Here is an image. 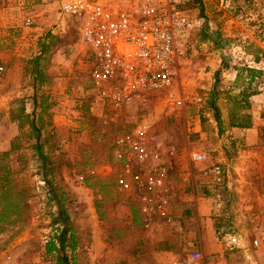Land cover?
I'll return each instance as SVG.
<instances>
[{
	"label": "rangeland",
	"instance_id": "obj_1",
	"mask_svg": "<svg viewBox=\"0 0 264 264\" xmlns=\"http://www.w3.org/2000/svg\"><path fill=\"white\" fill-rule=\"evenodd\" d=\"M173 2L188 16L205 21L204 27L193 33L189 60L181 68L180 84L189 97L185 107L177 109L147 101L141 107L116 111L103 110L92 103L88 48L77 30L70 27L65 33H52L58 19L55 0H0V39L7 41L0 55H13L16 65L13 70L2 66L3 71H0V152L10 150L12 140L20 135L18 126L10 121L11 110L17 109L22 100L27 110L34 109L30 97L36 88L29 61L40 51L45 55L43 66L47 81L39 95L48 97L52 104L51 122L44 130L42 141L54 163L53 182L58 187L57 198L44 180L39 156L30 146L10 155L8 163L14 172V183L29 195V210L23 221L9 226L0 235V264H57L56 255H49L46 245L56 236L61 208L66 211L67 224L76 235L75 264H264V236L253 230L258 220L253 223L244 215L241 221H234L239 226L231 224L229 230L227 222H214V228L209 230L214 238L209 236L207 242L216 239L223 242L221 235L227 232L237 238L239 245L230 248L223 243V252L211 248L200 252L202 259L195 261L190 259L192 251L185 246V233L204 230L207 224L185 219L176 226L174 217L172 223H166L154 216L152 225L147 228L136 190L126 193L117 185L126 157H120L122 154L115 141L141 121L150 126L151 149L169 155L165 158L168 167L172 159L178 169L185 164L196 169L191 161L194 151L213 150L224 142L229 148L236 147L230 145L227 138L222 141L219 127L208 123L210 118L204 116L206 113L214 116L207 100L215 75H208L211 66L206 64V58L208 55L219 57V51L228 59L226 64L230 68L234 66L231 57L237 55L234 49L246 46L245 42L250 43L246 47L248 51H262L264 0ZM208 22L210 36L205 37L203 29ZM39 34L46 45L38 44ZM227 83L221 76L218 104L225 131L238 106L236 89L231 82ZM255 88L252 93L260 94L258 86ZM199 98L202 102H197ZM258 104L262 108H256L255 115L264 144V102ZM240 110L242 115L248 116V108ZM45 119L49 121L48 117ZM206 130L212 136L202 139L201 133ZM25 140L23 138L22 142L26 146ZM93 170L95 175L91 173ZM51 176L49 174L48 179ZM80 176L84 177V182L78 180ZM176 189L183 190V184L179 182ZM224 193L225 189L220 188L222 198ZM245 206L242 207L244 213ZM135 211L139 213L138 223L133 221ZM149 232L153 236H149ZM159 232L171 237L178 235L174 246L178 252H168L164 242H157ZM67 251L71 256L70 249ZM174 252L179 255H173Z\"/></svg>",
	"mask_w": 264,
	"mask_h": 264
},
{
	"label": "built area",
	"instance_id": "obj_2",
	"mask_svg": "<svg viewBox=\"0 0 264 264\" xmlns=\"http://www.w3.org/2000/svg\"><path fill=\"white\" fill-rule=\"evenodd\" d=\"M55 3L58 19L52 33H65L73 27L88 48L92 81L89 95L94 106L122 111L157 101L177 109L185 107L189 97L180 84L181 68L189 60L191 37L204 27V19L188 16L173 0ZM149 136L150 126L141 121L117 137L120 157H126L117 185L126 193L136 190L146 218L157 216L172 223L168 166L162 155L151 149ZM209 159L206 152L191 154V161L196 164ZM212 171L221 183L222 166L217 164ZM91 173L95 175L96 171ZM78 180L84 182V177ZM221 237L230 248L239 245L234 236ZM189 257L200 261L202 254L194 251Z\"/></svg>",
	"mask_w": 264,
	"mask_h": 264
},
{
	"label": "crops",
	"instance_id": "obj_3",
	"mask_svg": "<svg viewBox=\"0 0 264 264\" xmlns=\"http://www.w3.org/2000/svg\"><path fill=\"white\" fill-rule=\"evenodd\" d=\"M209 25L210 23L208 22L203 29L205 37L207 35L210 36V32H208ZM40 36L39 34L38 44L46 45L47 42ZM1 40L3 39H0V50L4 48L2 45L5 42L7 43V41ZM245 44L246 46L234 49L233 52L237 55H234V58L231 57V64L234 66L230 68L226 64L228 59L224 58L219 51H217L218 55H220L219 57L208 55L206 58V64L211 66L208 75L213 76L217 71L222 70L221 76L224 77V81L226 83L231 82L232 87L236 89V102L238 105L241 101L245 104L243 92H252L256 90L255 87L257 86L261 91L260 94L249 97L248 116L242 115V110H237L239 106L234 109L232 123H241L243 126L231 127L230 123L228 130L225 131L226 128H224L223 133H221L222 141H226L225 138H227L230 145L236 146L234 147L235 149L233 147V149L229 148L226 142L213 150L201 148L199 151L209 153L210 159L204 163H195L196 169L188 168L186 164L178 169L176 167L177 163L174 165L173 160L170 159L168 186L170 188L172 212L176 226L185 221V219H197L207 224L204 230L199 229L195 232L185 233V246L192 252L198 250L197 252L204 253V251L211 248L212 251L223 252L224 245L222 244L225 243L223 240V242L217 239L215 242H207L209 236L214 238V234L209 232V230L214 228V222L216 221H222L223 224L227 222L226 226L229 230L231 229V224L239 226L234 221L239 222L244 215H247L246 218L253 223L258 220L253 230L254 232L259 231V234L264 236V144H262L260 135V124L255 115L256 108H262L261 104L258 103L264 102V44L260 45L262 51H257L256 53L247 50L248 48L246 47L249 46V42H245ZM38 55H42V52L39 51L35 56ZM0 59V68H3L2 66L8 67L9 70L16 68L13 55H0ZM222 66L226 68L222 69ZM248 69H255L260 74L258 73L255 78H252L248 73ZM213 81L215 84L216 77ZM27 111L30 112V109ZM204 116L205 118H210L208 123L217 126L214 116L211 117L207 113ZM201 136L202 139H209L212 134L206 130L201 133ZM156 151L162 155V160L166 163L165 158L166 156L168 158L169 155L163 154L159 150ZM217 164L223 168L221 183L217 182V178L212 171L213 166ZM258 174H261L259 178H254ZM179 182L183 184V190L176 189V185ZM220 188L225 189V197L223 198L219 194ZM244 205H246L245 208L247 209L245 213L242 209ZM141 215L146 223L149 221L147 228H150L152 225L151 219L153 218H146L143 212ZM148 234L153 236L150 232ZM225 234L229 235L227 232ZM157 235V242H164L166 251L178 252L179 249L177 247L174 248L178 238L177 234L171 237L168 233L159 232ZM175 252L173 255H179Z\"/></svg>",
	"mask_w": 264,
	"mask_h": 264
},
{
	"label": "trees",
	"instance_id": "obj_4",
	"mask_svg": "<svg viewBox=\"0 0 264 264\" xmlns=\"http://www.w3.org/2000/svg\"><path fill=\"white\" fill-rule=\"evenodd\" d=\"M45 51V47H43ZM43 53L37 57L32 58L29 62L32 65V76L34 77V86L36 88L33 97H30L31 104L34 106L33 111H27V104L25 101L19 102V107L17 109H12L10 112V121L18 126L20 135L15 137L11 143V149L8 151L0 152V235L3 234L7 228L11 225H15L23 221L25 214L29 210V203L26 190L19 188L14 183L13 175L14 172L11 170L8 159L10 155L16 151L25 149L30 146L32 150L39 156L42 167L44 170V180L48 185L51 186V192L58 198L57 188L54 186L53 178L55 177L54 163L51 161L50 156L45 151V144L42 141L44 130L46 129L48 123H50L51 112L50 109L52 104L50 103L48 97L39 95V90L43 88V85L47 81V75L45 73V67L43 66ZM226 68L222 66V69ZM222 70L217 71L215 74L216 82L213 86L210 97L207 100L209 108L214 112V118L219 127L220 134L224 131V122L221 116L220 107L218 104L220 93L218 87L220 84ZM248 73L252 78L256 77V74L260 72L255 69H248ZM91 88V87H90ZM255 92H243V97H245V104L239 102V107L249 108V97L257 95ZM244 102V101H243ZM48 117L47 121L45 118ZM243 125L241 123H231V127H236ZM23 132V133H22ZM23 138L26 140L22 142ZM33 142V143H29ZM49 174L51 178L48 179ZM49 191V192H50ZM69 217L67 216L64 209H60L59 220L57 224L56 236L51 239L46 245V250L49 255H56L57 264H75V252H76V235L75 232L67 224ZM134 223L140 221V217L137 211L133 213ZM62 222V223H60ZM67 249H70L71 256L68 255Z\"/></svg>",
	"mask_w": 264,
	"mask_h": 264
}]
</instances>
